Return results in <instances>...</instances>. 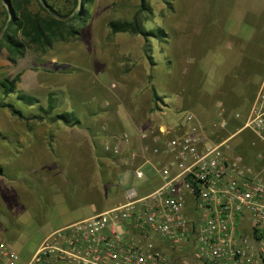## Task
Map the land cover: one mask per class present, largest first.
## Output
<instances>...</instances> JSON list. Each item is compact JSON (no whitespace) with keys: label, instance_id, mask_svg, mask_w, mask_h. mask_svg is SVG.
I'll return each mask as SVG.
<instances>
[{"label":"crops","instance_id":"0c3cea01","mask_svg":"<svg viewBox=\"0 0 264 264\" xmlns=\"http://www.w3.org/2000/svg\"><path fill=\"white\" fill-rule=\"evenodd\" d=\"M208 2L210 0H203L201 7L196 6V10L189 16L186 36H181L182 42L178 40V45L174 46L175 56H178L177 63L173 62L170 54L164 59H157L153 49L155 64H152L145 52V41L135 48L120 49L115 58L111 57L110 53L95 51L76 56V60L78 57L81 60L82 56L87 61H91L97 85L101 84L103 87H99L103 90L108 89L103 85L106 77L108 87L116 82L118 87L127 86L134 90L130 89L128 95L119 98L116 103L102 95L105 97V102L99 109L92 107L85 112H78L76 109L74 112L81 120L80 124L67 125L61 121L51 120V124L57 123L56 125L59 126L44 130L45 136L52 132L48 142L44 141L43 144L34 142L32 148L26 152V156L24 154L19 156L27 159V164L35 162L34 164L42 165H36L38 171H41V168L44 171L46 168L50 172L53 184L57 182L65 185L69 181L64 180L59 169L63 164L71 183L76 184V190L79 188L82 202L91 205L93 214H96L127 201V192L135 187H131L130 178H137L138 167H143L145 170L144 177L137 178L138 180L147 179L156 182V185L149 190L139 192L137 189L139 196L152 193L163 183L164 179L158 164L160 160L166 158L152 153L150 148L155 145L153 135L142 138V131H154L161 124L173 123L176 119L175 113L192 110L204 123L213 116V120H216L217 116H222L226 120L224 132L229 134L237 132L242 124L235 127L238 124L235 113L246 110L243 113L245 116L264 79V52L261 46L264 41V14L261 15L260 24L253 21V12L251 17H249L250 13L246 12V19L248 17L250 19L237 25L231 22L219 27L216 21L208 20L206 13L202 11L203 6ZM242 4L245 10L253 11L247 4L246 6L243 2ZM204 31H207V37L209 35L212 37L213 43H207L206 36L201 39ZM254 33L260 36L254 38ZM115 34L121 38L124 37L123 35L143 37L128 32ZM226 38L229 40L232 38L235 47L231 51L235 52L237 57L233 67L225 69L221 78L216 81L212 74L215 60L207 57L209 54L207 48L213 44L214 47L223 45L222 42ZM215 62H218L217 59ZM114 63L117 67H114ZM88 65L90 66L89 63ZM152 88L157 90L163 100L164 108L161 110L155 108L156 99ZM80 91H83V88ZM51 93L57 107H62L63 104L58 103L57 94L53 92L49 93L48 102ZM170 94L172 96L169 99ZM99 98L100 96L91 98L92 106ZM88 104H91L90 101ZM212 123L214 124V121ZM207 127L211 129V126L207 125ZM234 127L236 129H233ZM37 131V128L29 129L30 136H37ZM127 137L129 141H126ZM108 142L118 144L120 153L114 154L106 150L105 145ZM132 149L136 152L134 159L130 157ZM64 155L65 158L62 159ZM45 157L48 160L47 164L42 163ZM12 183L13 181L4 178V174H0V205H4L8 215L15 218L13 222L20 226L36 218L33 208L38 207V202L34 192ZM106 198H118V203L99 209L100 201H105ZM71 223L73 221H66L53 231ZM3 226V220L0 218V238L5 239L6 228ZM18 238L17 236L13 240H6L19 253L14 243ZM17 264L27 263H21L19 260Z\"/></svg>","mask_w":264,"mask_h":264},{"label":"built area","instance_id":"2783aa9c","mask_svg":"<svg viewBox=\"0 0 264 264\" xmlns=\"http://www.w3.org/2000/svg\"><path fill=\"white\" fill-rule=\"evenodd\" d=\"M180 113L157 131H142V138L153 135L152 153L166 158L158 164L159 188L139 196L132 187L123 204L51 232L27 264H189L187 254L201 264H264V177L229 143L243 128L264 142V79L241 127L221 140L194 112ZM216 123L223 128L226 120L217 116ZM105 148L120 153L118 144ZM144 175L138 167L136 177ZM19 259L0 238V264Z\"/></svg>","mask_w":264,"mask_h":264},{"label":"rangeland","instance_id":"374dc122","mask_svg":"<svg viewBox=\"0 0 264 264\" xmlns=\"http://www.w3.org/2000/svg\"><path fill=\"white\" fill-rule=\"evenodd\" d=\"M144 2L147 9L141 10V5ZM242 2L245 6L247 4L252 8L253 11L245 10L243 4L241 5ZM202 3L203 0H170V3L166 0H94L89 7V21L81 29L78 38L70 41H58L47 53H37L29 50L17 63H12L7 58L8 51L6 47L0 51V81L4 77H13L18 72L22 73L16 92L6 96L0 88V166L3 167L5 179L10 182L13 181V185L18 184L21 188H28L29 192H34L38 202V207L33 208L36 218L33 221H26L20 226L13 222L15 218L8 215V210L4 205H0V218L3 220V227L6 228L4 238L9 241L17 236L19 237L14 243L19 251L21 263H27L43 239L60 224L66 221L74 222L93 214L91 205L82 202L80 190L79 188L76 190V184L71 183L63 164L59 169L64 180H69L70 183L68 181L65 185L57 182L53 184L50 172L46 168H44V171L43 168L38 171L35 168L36 165H42L34 164L35 162L27 164L28 160L22 159L21 155L19 156V154L26 156V152L32 148L34 142L39 144H43L44 141L48 142L52 132L45 136L43 135L44 130L52 126H59L56 125L57 123L51 124V119L46 118V114L41 110V107H47L48 105L49 93L57 94L58 103L63 104L62 107L55 109L56 112L62 110L76 111V109L78 112H85L92 109V107L99 109L105 102V97H102V95L116 103L119 98L128 95L129 90H134V88L118 87L116 82H114L115 85L112 84L108 87L106 77L103 80V85L108 89L107 91L103 90L99 87H103L101 84L97 85L95 70L93 72L91 61H87L82 56L81 60L78 57V61L76 56L84 52L95 51L103 54L110 53L111 57L115 58L120 49L141 46L145 41L143 37H141L142 39L132 35H123L125 38L117 37L108 27L110 19H133L135 14L140 12L146 18L145 26L147 29L164 28L167 32V36L164 37L165 40L152 38L151 42L155 57L164 59L165 56L170 54L173 62L177 63L178 56H175L174 46L178 45V40L182 42L181 36H186L188 18L196 10V6L200 8ZM2 4L0 2V9ZM33 8H39L36 0H33ZM78 9L80 8L77 7L73 14ZM202 11L206 13L208 20L216 21L219 27L231 22L237 25L250 19L252 12L253 21L260 24L262 22L261 15L264 14V0H210L207 5L203 6ZM246 12L250 13L248 19H246ZM206 32L204 31L201 34V39L207 37ZM258 35V33H254L253 37H259L260 35ZM208 42L213 43L210 35L207 37ZM222 43L223 45L214 47L213 44V46L207 48L209 50L207 57L218 61H213L212 66V74L216 81L221 78L225 69L233 67L235 57H237L234 54L235 52L231 51L235 47L232 38L231 40L226 38ZM261 46L262 52H264V41ZM114 67H117L115 63ZM166 81L168 82L167 79ZM81 88H83V91H80ZM163 91L161 90V92ZM18 92L36 96L39 103L28 106L23 100L18 99ZM93 96L95 98L100 96V98L99 100L96 99L97 101L95 100L92 106L93 101L91 102V98ZM168 96L170 99L172 94ZM89 101L91 104H88ZM3 102L15 104L30 119L23 120L15 115L9 107L2 105ZM245 112L246 110L239 112L241 115L237 118L238 124L235 127L243 123L245 117L243 113ZM35 115L39 117L35 118ZM175 115L181 118L182 113H175ZM213 118L214 116L207 120V123L199 119L207 129V125L211 128L213 126V139L221 140L229 133L224 132L218 123L214 126L212 122L215 119L213 120ZM235 127L233 129H236ZM33 128L38 130L35 137L29 134V129ZM233 129L231 130L233 131ZM229 143L235 157L244 160L248 166H251L254 171L259 172L264 177V142H261L249 128H243L231 137ZM46 157L43 158L42 163H48ZM64 158L65 155L62 159ZM56 166H58L57 163ZM130 183L131 187H137L139 192L149 190L156 185L154 180H138L137 178L132 179V177ZM117 200L118 198H106L105 201H100L99 209L112 206L118 203ZM184 258L188 260L189 264H201L194 262L188 254ZM180 263H182V260H180Z\"/></svg>","mask_w":264,"mask_h":264},{"label":"trees","instance_id":"16d2710c","mask_svg":"<svg viewBox=\"0 0 264 264\" xmlns=\"http://www.w3.org/2000/svg\"><path fill=\"white\" fill-rule=\"evenodd\" d=\"M39 8H33V0H0V51L6 47L7 58L12 63L26 55L29 50L37 53H47L58 41H70L79 37L81 29L87 25L90 18V10L94 0H83L82 8L73 14L77 9L79 0H36ZM170 3V0H166ZM8 6L12 8V18L8 19ZM147 9V5L142 3L141 10ZM145 17L140 12L135 14L133 19L114 18L108 22V27L112 33L128 32L131 34L142 35L145 39V52L152 64L153 58L152 38L165 40L167 32L164 28L156 30L147 29ZM21 72L13 77H4L0 81V88L8 96L18 89V82L21 80ZM153 96L156 99V109H163L162 98L157 90L152 88ZM18 99L23 100L28 106L39 103V99L32 94L18 92ZM3 106L9 107L12 113L23 120L30 117L17 108L15 104L3 102ZM57 105L54 103V96L51 93L47 107H41L47 118L53 122L61 121L67 125H77L81 120L75 115L74 111L54 112ZM39 116L35 115V118ZM44 118V117H43ZM3 167L0 166V174H3Z\"/></svg>","mask_w":264,"mask_h":264},{"label":"water","instance_id":"95a60500","mask_svg":"<svg viewBox=\"0 0 264 264\" xmlns=\"http://www.w3.org/2000/svg\"><path fill=\"white\" fill-rule=\"evenodd\" d=\"M3 1L6 2V0H3ZM82 5H83V0H79L78 7L81 8ZM8 13H9L8 19L11 20V18H12V8L10 6H8Z\"/></svg>","mask_w":264,"mask_h":264}]
</instances>
